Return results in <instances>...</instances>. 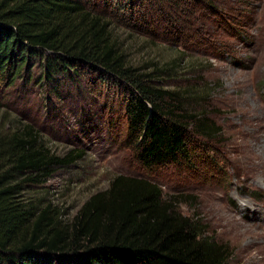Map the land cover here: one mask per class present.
<instances>
[{"label":"rangeland","instance_id":"rangeland-1","mask_svg":"<svg viewBox=\"0 0 264 264\" xmlns=\"http://www.w3.org/2000/svg\"><path fill=\"white\" fill-rule=\"evenodd\" d=\"M85 1L108 17L129 66L178 93L221 135L196 138L188 167L151 174L125 142L118 88L61 86L59 97L47 98L35 67L33 81L24 75L2 90L4 109L37 129L53 153L84 156L25 198L72 223L117 176L147 180L208 238L228 246L229 264H264V0H147L146 10L129 0Z\"/></svg>","mask_w":264,"mask_h":264},{"label":"trees","instance_id":"trees-1","mask_svg":"<svg viewBox=\"0 0 264 264\" xmlns=\"http://www.w3.org/2000/svg\"><path fill=\"white\" fill-rule=\"evenodd\" d=\"M129 2L146 10L147 0ZM110 27L108 17L85 0H0V264H229L228 246L208 238L198 221L178 213L147 180L117 176L72 223L51 205L25 198L57 168L84 156L53 153L37 129L13 121L4 109L2 90L24 75L33 81L35 67L47 98L59 97L61 86L118 88L125 142L151 174L188 167L196 138L221 135L206 115L185 108L178 93L129 66Z\"/></svg>","mask_w":264,"mask_h":264}]
</instances>
